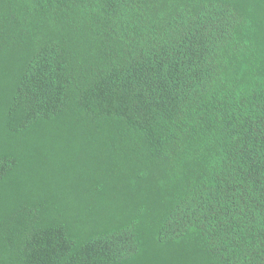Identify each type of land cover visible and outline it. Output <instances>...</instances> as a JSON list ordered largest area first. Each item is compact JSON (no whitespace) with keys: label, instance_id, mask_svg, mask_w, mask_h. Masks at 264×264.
I'll list each match as a JSON object with an SVG mask.
<instances>
[{"label":"trees","instance_id":"obj_1","mask_svg":"<svg viewBox=\"0 0 264 264\" xmlns=\"http://www.w3.org/2000/svg\"><path fill=\"white\" fill-rule=\"evenodd\" d=\"M0 264H264V0H0Z\"/></svg>","mask_w":264,"mask_h":264}]
</instances>
